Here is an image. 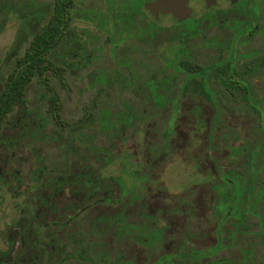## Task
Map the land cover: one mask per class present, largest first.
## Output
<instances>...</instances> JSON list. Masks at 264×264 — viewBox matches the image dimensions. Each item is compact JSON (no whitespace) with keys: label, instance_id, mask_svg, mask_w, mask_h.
<instances>
[{"label":"rangeland","instance_id":"rangeland-1","mask_svg":"<svg viewBox=\"0 0 264 264\" xmlns=\"http://www.w3.org/2000/svg\"><path fill=\"white\" fill-rule=\"evenodd\" d=\"M139 1L131 0L134 4ZM49 2L50 0H0V75L10 64L6 56L13 50L14 44L17 41L24 42L28 37L26 33L31 29L30 23L37 19L42 23L46 19ZM224 5L225 1L219 0L211 7H214L218 14L219 8ZM134 11L133 5L123 3L121 0H74L69 27L63 33L62 43L54 47L51 54L53 62L62 68L61 77L58 78L47 71L44 79L31 80L25 88V106L17 104L4 119L0 129L1 264L7 263L13 255L15 245L13 233L22 217L23 206L34 194L36 198L38 191L41 193L40 196L47 195V189L45 192L41 190L44 189L42 187L36 189L34 178L41 175L36 169L37 166L50 164L56 145L62 144L66 140V135L74 141L81 140L87 143L92 128L86 129L85 126L95 127V119L100 116L103 117L104 123L107 122L103 125V136L106 131L110 133V128L115 131L113 144H110V136L103 138V174L116 173L118 179H121L120 186L123 185L122 191L126 192L120 199V206L123 205L129 210L132 205L143 209L164 205L162 215L164 217L159 220L171 221L172 227L179 224V216H169L167 211L176 206L174 198L176 199L177 194L181 193L180 197L183 200L181 205L184 207L197 205V208L203 209L209 206L211 200L206 191L208 183L203 181V167L201 165L198 169L194 167L189 156L181 152L180 145H173L169 154L162 157L161 165L160 162H156L150 176L157 178L153 183L149 182L153 178H148L143 185L129 191L130 184L140 182L143 176L141 164H144L143 155L146 153L144 144L153 139L150 136L154 131L152 129L154 127L148 122L154 118L158 125L160 121L159 126L164 124L165 131L170 123V117L167 116L175 104L174 100L153 102L148 99L146 95L148 92L142 90V85L152 79L156 82L157 89L160 88V92L163 89L175 92L185 72L176 65L178 58L185 57L201 64L208 63L221 58L226 52L227 45H237L235 53L241 50L238 39L242 43V37H234L236 34L234 32L232 35L234 27L223 20L209 24V27L198 34L180 36L174 28H162L148 33L144 31L145 21L128 20L127 15ZM120 15L122 16L119 17ZM170 21H172L170 18L164 17L158 22L168 24ZM187 23L190 24L191 21ZM244 39L248 40L247 42L252 41L255 45L262 37L250 35ZM19 48L21 50L22 46ZM68 48H72L70 53L67 52ZM245 60L254 58L236 55L234 67L241 69ZM164 77H171L168 79L170 89L165 84L159 85ZM245 77L249 82L251 94L258 98L259 106L264 113V61ZM213 86L221 87L215 83ZM232 91L236 95L231 96V99L220 97L214 102L200 95H196V98L190 101L195 94L187 91L188 95L185 94L182 101H177V109L184 117L179 126L174 127L173 132L176 134L174 141L177 144L187 143L189 127L194 126L196 131L203 132L205 130L203 126L210 123L211 129L214 130L215 144L212 146L215 159H222L228 150L227 153L233 157L230 165L233 171H247L249 166L246 165L245 156L237 145L243 140L261 141L264 139V132L255 128L258 112L248 103L246 93ZM49 97L53 99L52 104H49ZM214 103H217L216 108ZM89 110L97 111L85 120L86 112ZM194 114L200 116L202 124L206 125H199L197 128L196 120L193 121ZM175 116L178 117V112ZM174 141L170 144H174ZM256 158L250 167L260 171L251 181L252 192L249 194L251 198L258 199L259 195L264 193L262 186L264 169H261L264 165V144L257 151ZM215 164L217 174L218 171H222L221 169L229 167L230 163L216 161ZM193 175L195 182H192ZM230 179L233 181L232 188L236 189L244 182L243 175L240 174L237 179L233 180V176ZM156 184L167 185L168 192L167 190L164 192L167 198L155 194ZM66 194V188L56 193L57 204L63 201ZM262 202L261 212L264 216V197ZM243 206L247 211L253 208L248 202L243 203ZM251 218L252 216L248 222ZM250 225L251 222L247 223V228L253 231L255 225L249 229ZM203 234L204 230L199 229V238H202ZM250 237L255 240V236L248 232V238ZM257 243L254 248L259 251L264 244V235L257 237ZM204 245L202 239L194 242L196 247ZM118 251L116 264L120 262L125 264L129 255L128 244L120 241ZM211 254L209 252L210 256ZM154 257L155 253L151 258ZM260 258L258 256L256 261H249L247 264H259ZM146 261L153 262L152 259ZM144 262L145 260L137 257L132 263ZM167 262L173 264L170 259ZM107 264H110V261ZM160 264H165V261H161Z\"/></svg>","mask_w":264,"mask_h":264},{"label":"flooded vegetation","instance_id":"flooded-vegetation-1","mask_svg":"<svg viewBox=\"0 0 264 264\" xmlns=\"http://www.w3.org/2000/svg\"><path fill=\"white\" fill-rule=\"evenodd\" d=\"M121 1L130 3L135 9L133 13L127 15L128 20L130 22L134 19L145 21L144 31L148 33L162 28H174L180 36L198 34L209 27V24L223 20L234 27L232 31V35L236 33L234 37H242V43L238 39L241 50L235 53L237 45H227L226 52L221 58L208 63L201 64L189 58H178L176 65L179 69L183 68L185 72L175 92L168 89L160 92V88L157 89V84L152 79L145 81L142 85V90L148 92L146 95L153 102L174 100L175 104L174 109L170 108L171 112L167 116L170 117V123L165 131L164 124L159 126L160 121L158 125L154 118L148 122L154 127L153 134L150 136L154 140L151 139L146 145L144 144L145 165L141 164L143 176L140 182L130 184L129 191H134L137 186L143 185L146 179L153 178L150 176L156 167V162H160L161 165L162 157L169 154L173 145H180L181 152L189 156L194 167L196 166L197 169L199 165L203 167V181L208 183L206 191L211 200L209 206L203 209L197 208V205L184 207L181 205L183 204L181 193L177 194L176 199L174 198L176 206L167 211L169 216H179V224L173 227L171 221L162 219L160 222L159 220L164 217L162 216L164 205L155 206L152 209L132 205L129 210H126L123 205L120 206V199L126 192V190L122 191L123 185L120 186L121 179H118L116 173L115 175L103 174V138L110 136V144H113L115 131L110 128V133L106 131L103 136V117L100 116L95 119V127L85 126L86 129L92 128L87 143L81 140L74 141L66 135V140L56 145L50 164L37 166L36 169L41 175L34 178L36 189L42 187L44 189L41 190L44 192L47 189V195L40 196L41 193L38 191L36 198L34 194L23 206L22 217L13 233L15 245L11 258H14L17 264H87L88 259H94L98 262L97 264H107L108 261L110 264H116V258L119 255L118 244L120 241H125L129 250L127 264H134L132 262L137 257L145 260L144 264H160L163 260L165 264H170L166 263L168 259L173 261V264H232V261L242 264L251 258H247L242 250L249 251L258 244L257 237L264 235L262 230L257 235L251 231L250 233L255 236L253 241V238H248L246 230L244 232L241 230V228L247 229V223L250 224V222L249 229L255 225L253 231L258 230V218L263 217L261 209L264 193L259 195L258 199L251 198L249 194L252 192L251 184L247 188L246 179L254 177L260 171L250 165H253L254 159H257V151L263 147L264 139L258 142L243 140L240 145H237L245 156L246 165L249 168L247 171H233L230 167L233 157L227 153L228 150L223 154L222 159H215L212 146L215 144L214 130L211 129L210 123L202 124L200 116L194 114L193 121L196 120L197 128L199 125H206L203 126L205 130L201 132L196 131L194 126L189 127L187 143L177 144L174 141L176 134L173 130L174 127L179 126L184 117L177 109V101H182V97L185 94L188 95L187 91L192 95L195 94L189 99L190 101L194 100L196 95L210 98L213 102L220 97L231 99V96L236 95L232 90L244 91L252 107L256 101H259L251 94L245 75L264 61V0H224L225 5L219 8L218 14L211 6L219 0H214L210 4L205 0H184L179 8L150 6L153 0H138L137 4L132 3L131 0ZM184 10L187 11L184 12ZM164 17L172 21L168 24L158 22ZM189 21H191L190 24L187 23ZM250 35L262 37V39L254 45L252 41L247 42L248 40L244 39ZM236 55L253 57L254 60H245L242 62L243 67L236 69L234 67ZM187 63L196 65V68L189 71L185 67ZM215 64L220 67L216 68ZM170 78L164 77L159 85L165 84L167 87ZM214 83L221 87L214 88ZM216 105L217 103H214L215 108ZM94 111L97 110L86 112L85 120L89 119ZM177 112L178 117L175 116ZM257 112L255 128L264 132V120L260 111L257 110ZM195 139L198 140L195 141ZM172 141L175 143L170 144ZM230 149L233 148L230 147ZM216 161L230 164L216 174ZM43 173L46 174L42 176ZM238 174L243 175L244 182L237 189L232 188L233 181L230 178L233 176L235 180ZM192 178V182H195L194 175ZM156 179L154 177L149 182L153 183ZM166 187L167 185L156 184L155 194H159L161 198H167L164 193L167 190ZM65 188L67 194L64 195L63 201L57 204L56 193L62 192ZM247 201L253 207L249 211L243 208V203ZM123 228L126 231H122ZM199 229L204 230L202 238H199ZM199 239L203 240L204 246H194V242ZM234 244L240 247L234 249ZM241 245H243L242 250ZM209 252L212 253L211 256ZM153 253L155 257L151 258ZM147 259H152L153 262L146 261Z\"/></svg>","mask_w":264,"mask_h":264},{"label":"trees","instance_id":"trees-1","mask_svg":"<svg viewBox=\"0 0 264 264\" xmlns=\"http://www.w3.org/2000/svg\"><path fill=\"white\" fill-rule=\"evenodd\" d=\"M73 3L74 0H50L46 19L42 23L39 22V19L31 22V29L26 33L28 37L25 38L24 42L17 41L13 46V50H11L9 55L6 56V59L10 61V64L5 68L4 73L0 75V129L3 125L4 119H6L8 114L15 109L17 104L25 106V88L31 80L34 78H37L38 80L44 79L47 71H50L58 78L61 77L62 68L53 62L51 54L53 48L62 43L64 37L63 33L65 29L69 27ZM18 46H22L21 50ZM71 50L72 48H68L67 52L70 53ZM185 67H187L189 71H192L196 68V65L187 63ZM215 67L219 68L220 66L215 64ZM215 70L220 71L223 69ZM48 100L49 104H52V97ZM258 103L259 102L256 101L255 104H253V107L260 111L261 117L264 120L263 109L260 108ZM106 123L107 122H105L104 125ZM261 169H264V165L261 166ZM253 178L254 177L246 179L248 184L247 188L250 187ZM262 186L264 191V181L262 182ZM258 220V230L252 231L255 232L256 235L259 234L261 230L264 233V216L259 217ZM247 229L241 228L242 232L245 230V232H251ZM121 230L126 231L124 228ZM234 245L235 249L240 247L238 244ZM248 247L251 248L250 246ZM254 247H256V245ZM254 247L249 249V251L251 250V253L249 254V251L244 250L243 245H241V250L243 249L242 251L246 253V257H251L242 264H247L249 261H256L258 256L259 258L261 257V262L259 264H264V244L261 245L259 251ZM97 263L98 262L94 259H88L87 261V264ZM3 264H17V261L14 258H11L7 263L4 262ZM125 264H127V262H125ZM232 264L238 263L232 261Z\"/></svg>","mask_w":264,"mask_h":264},{"label":"water","instance_id":"water-1","mask_svg":"<svg viewBox=\"0 0 264 264\" xmlns=\"http://www.w3.org/2000/svg\"><path fill=\"white\" fill-rule=\"evenodd\" d=\"M184 0H153L150 6H160V7H167L170 6L172 8H179L181 7V3ZM208 4L213 3L214 0H205ZM187 10H184L186 12Z\"/></svg>","mask_w":264,"mask_h":264}]
</instances>
